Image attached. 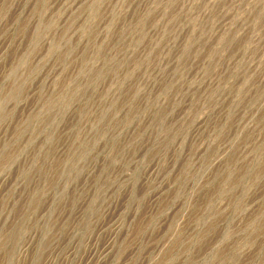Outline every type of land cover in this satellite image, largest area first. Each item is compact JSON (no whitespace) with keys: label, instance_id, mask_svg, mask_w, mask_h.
<instances>
[{"label":"rangeland","instance_id":"374dc122","mask_svg":"<svg viewBox=\"0 0 264 264\" xmlns=\"http://www.w3.org/2000/svg\"><path fill=\"white\" fill-rule=\"evenodd\" d=\"M0 264H264V0H0Z\"/></svg>","mask_w":264,"mask_h":264}]
</instances>
